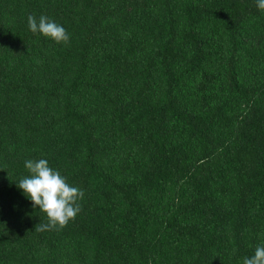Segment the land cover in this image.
<instances>
[{
  "label": "trees",
  "instance_id": "16d2710c",
  "mask_svg": "<svg viewBox=\"0 0 264 264\" xmlns=\"http://www.w3.org/2000/svg\"><path fill=\"white\" fill-rule=\"evenodd\" d=\"M0 264H264V0H0Z\"/></svg>",
  "mask_w": 264,
  "mask_h": 264
}]
</instances>
